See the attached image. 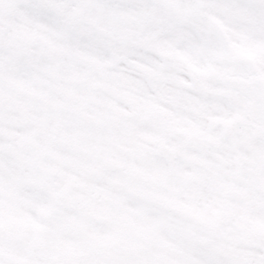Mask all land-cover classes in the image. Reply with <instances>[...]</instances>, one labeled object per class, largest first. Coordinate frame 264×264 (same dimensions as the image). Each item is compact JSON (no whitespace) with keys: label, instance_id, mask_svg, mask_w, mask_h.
I'll return each mask as SVG.
<instances>
[{"label":"snow or ice","instance_id":"snow-or-ice-1","mask_svg":"<svg viewBox=\"0 0 264 264\" xmlns=\"http://www.w3.org/2000/svg\"><path fill=\"white\" fill-rule=\"evenodd\" d=\"M0 264H264V0H0Z\"/></svg>","mask_w":264,"mask_h":264}]
</instances>
